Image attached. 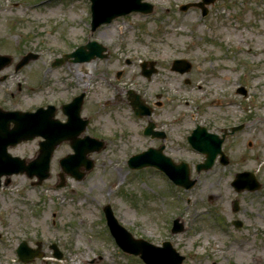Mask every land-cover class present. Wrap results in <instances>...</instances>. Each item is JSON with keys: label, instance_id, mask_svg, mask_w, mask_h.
<instances>
[{"label": "rangeland", "instance_id": "rangeland-1", "mask_svg": "<svg viewBox=\"0 0 264 264\" xmlns=\"http://www.w3.org/2000/svg\"><path fill=\"white\" fill-rule=\"evenodd\" d=\"M144 1L155 6L151 14L133 12L91 32L89 0H0V53L17 62L29 52L39 56L25 71H5L11 76L0 84V100L19 82L29 85L31 75L35 89L22 92L23 105L56 104L64 119L60 105L85 92V134L106 143L89 155L95 165L82 181L67 176L58 186L59 160L73 152L61 145L42 185L18 175L0 190V264H25L16 253L24 240L32 247L41 242L45 252L27 264H145L116 247L104 219L107 204L134 237L170 241L183 264H264V0H216L207 16L199 7L180 9L201 0ZM89 40L108 55L87 63L88 79L85 69L77 80L72 61L51 66ZM180 58L191 62L189 72L171 69ZM145 60L157 68L150 78L142 74ZM131 89L154 109L157 128L190 165L193 189L175 186L151 167L129 168L132 154L156 143L142 133L146 121L134 115ZM198 124L220 135L225 127L244 126L224 142L227 166L217 161L197 172L205 156L185 139ZM244 171L255 173L261 189L235 192L231 183ZM174 218L183 232L171 233ZM236 219L241 228L232 224Z\"/></svg>", "mask_w": 264, "mask_h": 264}, {"label": "water", "instance_id": "water-1", "mask_svg": "<svg viewBox=\"0 0 264 264\" xmlns=\"http://www.w3.org/2000/svg\"><path fill=\"white\" fill-rule=\"evenodd\" d=\"M91 1V31L94 32L101 25L112 22L114 19L125 16L132 12H140L143 14H150L153 12L154 6L143 0H90ZM215 0H202L199 3L184 5L182 10H187L190 6H198L202 9L203 15L208 13L205 5L214 3ZM107 49L96 41H90L87 45L80 47L74 53L65 55L63 59H57L54 65H61L68 58L74 57V61H90L96 57H104ZM31 55L25 57L23 63H27ZM6 57L0 56V63L3 66V61ZM7 64V63H6ZM147 63L143 65L145 68ZM5 65V64H4ZM22 64H20L21 66ZM153 67L151 70L143 71V74L150 77L156 70L154 63L151 62ZM173 69L181 73L187 72L191 69V64L186 60H176L173 63ZM245 94V91L242 90ZM130 99L137 115H149L151 110L145 105L139 95L130 93ZM84 94L74 99L68 105L63 106L65 114L69 119L66 123H61L53 120L54 107L49 106L48 109H39L36 113H20V112H3L0 110V177L3 175L10 176L12 174L26 173L29 177L37 176L41 184L45 179L50 176V162L51 156L57 145L63 141L70 140L74 154H70L60 161L63 173L61 177L65 183V174L75 177L77 180H82L87 171H90L94 163L87 158V155L92 152H99L104 148V142L95 138L86 136L79 139V135L84 132L88 120H82L80 117L81 106L83 104ZM25 119V122H24ZM13 120L16 126L13 130H8L9 122ZM28 121V122H27ZM242 126L232 128L231 134L240 130ZM146 134L151 133V128H147ZM36 136H42L46 141L41 142L40 154L37 158L28 164L18 157H12L7 152L9 145H16L22 140L33 139ZM226 134L220 138L216 134L208 133L204 127L198 126L193 134L188 137L190 144L206 155L204 163L197 165V170L210 169L218 154L222 155L223 164H227L228 160L222 152V144ZM156 153L147 151L130 158L129 166L133 169H141L147 166H154L164 171L176 184L191 188L195 184V180L190 179V169L187 163L179 165L173 164L167 159H163L160 151ZM160 156V159L157 157ZM81 167L85 168L81 172ZM9 181L7 182V184ZM62 183V184H63ZM61 184V185H62ZM236 191L243 190L255 191L261 187L255 175L250 172L239 173L233 182ZM235 211L239 210L238 201L234 205ZM105 213L108 225L114 237L116 238L119 246L128 253L140 255L146 264H182L184 257L181 256L170 242H164L162 247L155 246L143 239H135L127 232L113 216L110 206L105 208ZM237 226H241V222H235ZM183 231V225L179 220H175L172 228L173 233ZM55 249V256L62 257L58 251L57 246ZM19 259L28 263L36 257H42L41 245L38 249L30 248L26 242L20 244L17 249Z\"/></svg>", "mask_w": 264, "mask_h": 264}, {"label": "flooded vegetation", "instance_id": "flooded-vegetation-1", "mask_svg": "<svg viewBox=\"0 0 264 264\" xmlns=\"http://www.w3.org/2000/svg\"><path fill=\"white\" fill-rule=\"evenodd\" d=\"M33 53L36 54V52H33ZM5 55H7V54H5ZM23 57H24V55L20 58V60L18 62L14 61V59L11 56H10L9 59L7 58L8 61L10 60L9 64L4 66V64H6V63H3V68H0V84H4L5 82H7L9 80L10 76H11V73L12 74H18V73H20L22 71H25V69L27 67H29V65H30V63L32 61H36L38 59V57H36V58L32 59L29 63L19 66L18 63L23 59ZM0 66H1V64H0ZM148 67H149V65H148ZM7 69H11L12 72L10 74L6 73L5 71ZM33 78L35 79V77H32L30 75V77H29V85L25 84V86H23V83L19 82L16 85V88L14 90H11L9 92L5 91L3 100L2 101L0 100V108H1V110L7 111V112H16V111H20V112H35L39 108H42V107L45 108L48 105H54L55 106V109H54V114L55 115H54L53 118L55 120L59 119L62 122L67 121V116L63 113V110H62V106L65 103L60 105V111L65 115L64 119H60L59 118V109H58L56 104L46 102V103H43V104H41V103L40 104H32L29 107L28 106L25 107L23 105L24 103H23V101H21L22 99L20 100L22 92L27 89V90L30 91V94H32V92L35 89L36 83H35ZM75 97L76 96H74L72 98V100ZM83 105H84V102H83ZM83 105H82V109H81V118L84 120V118H86V117H84L83 113H82L83 112ZM134 115H135V113H134ZM153 115H154V109L151 110V114L149 116L142 118V119H145V121H146L144 129L146 127L150 126L152 128V131H153L149 136H146V137H148L152 141L156 142L154 145L149 146L146 150H148V149L150 150L151 149L152 152L156 153L157 155H159L158 151H160V154L163 157V159H165L164 157L167 156V157L171 158V160L173 162H175V163L184 162L182 159L179 158L178 155H176L174 153L175 152V147L170 146V143H172V140L170 139L169 133L167 131H165L163 128H161V129L157 128V123L152 119ZM135 117L138 118L136 115H135ZM8 122H9L8 128L9 129H13L14 126H15V122L13 120L8 121ZM24 122H25V119H24ZM226 128H228V127H225V128L222 129V134L224 133V130ZM86 129H85V131H86ZM144 129H143V131H144ZM85 131H84V133L81 134V136H80L81 138H83L85 136ZM187 137L185 139L186 141H187ZM43 140L44 139L39 136V137H35L34 139L29 140V141H22V142L18 143L15 146L11 145L10 147H8V151L13 156L19 157L20 159L24 160L25 163H28L31 160L36 158L38 150H39L40 145H41V142ZM61 145H66V146H70L71 147V141H65ZM61 145H59V146H61ZM105 146H106V143H105ZM57 148L53 151L52 158L54 157V154H55ZM62 158H60V160ZM157 159H160V156H159V158L157 157ZM218 162H219V160H218ZM16 176H18V175L12 176V180L11 181H13V178H15ZM2 180L5 181L6 178H3Z\"/></svg>", "mask_w": 264, "mask_h": 264}, {"label": "bare ground", "instance_id": "bare-ground-1", "mask_svg": "<svg viewBox=\"0 0 264 264\" xmlns=\"http://www.w3.org/2000/svg\"><path fill=\"white\" fill-rule=\"evenodd\" d=\"M74 67L77 70V73H76L77 80L81 77V73L79 71L83 70V69L84 70L86 69V75H84V77H82V78H84V79H88L89 78L90 70L88 69L86 63H75ZM81 224H84V221H82Z\"/></svg>", "mask_w": 264, "mask_h": 264}]
</instances>
